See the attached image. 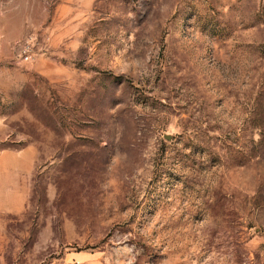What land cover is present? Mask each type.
Masks as SVG:
<instances>
[{
  "label": "rangeland",
  "instance_id": "374dc122",
  "mask_svg": "<svg viewBox=\"0 0 264 264\" xmlns=\"http://www.w3.org/2000/svg\"><path fill=\"white\" fill-rule=\"evenodd\" d=\"M28 148L0 264H264V0H0V157Z\"/></svg>",
  "mask_w": 264,
  "mask_h": 264
},
{
  "label": "built area",
  "instance_id": "2783aa9c",
  "mask_svg": "<svg viewBox=\"0 0 264 264\" xmlns=\"http://www.w3.org/2000/svg\"><path fill=\"white\" fill-rule=\"evenodd\" d=\"M37 36L34 33L28 34L25 38L14 43L15 58L21 62H30L35 58L37 47Z\"/></svg>",
  "mask_w": 264,
  "mask_h": 264
},
{
  "label": "crops",
  "instance_id": "0c3cea01",
  "mask_svg": "<svg viewBox=\"0 0 264 264\" xmlns=\"http://www.w3.org/2000/svg\"><path fill=\"white\" fill-rule=\"evenodd\" d=\"M33 30H30L28 33H30ZM23 33V32H22ZM5 38L11 36V34L4 33L3 34ZM34 155V150L32 148H28L24 150L21 153L16 152H3L0 157V175L6 174V171L10 169L9 161L12 160L13 162L19 164V162L23 161L24 159H27L29 162L32 161ZM7 204L6 202L2 203L0 202V211L6 210Z\"/></svg>",
  "mask_w": 264,
  "mask_h": 264
}]
</instances>
